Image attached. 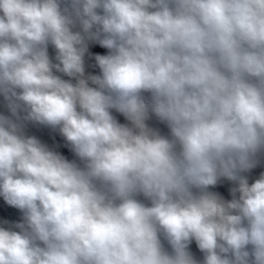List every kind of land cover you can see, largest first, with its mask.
Instances as JSON below:
<instances>
[{
	"label": "clouds",
	"instance_id": "clouds-1",
	"mask_svg": "<svg viewBox=\"0 0 264 264\" xmlns=\"http://www.w3.org/2000/svg\"><path fill=\"white\" fill-rule=\"evenodd\" d=\"M0 199V264H264V0H0Z\"/></svg>",
	"mask_w": 264,
	"mask_h": 264
},
{
	"label": "rangeland",
	"instance_id": "rangeland-1",
	"mask_svg": "<svg viewBox=\"0 0 264 264\" xmlns=\"http://www.w3.org/2000/svg\"><path fill=\"white\" fill-rule=\"evenodd\" d=\"M93 50L95 52H101V53L106 51V50L100 49L98 46H96ZM0 214L4 216H8V217H18V212L16 210L9 208L7 205H5L2 199H0Z\"/></svg>",
	"mask_w": 264,
	"mask_h": 264
}]
</instances>
